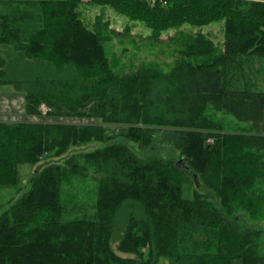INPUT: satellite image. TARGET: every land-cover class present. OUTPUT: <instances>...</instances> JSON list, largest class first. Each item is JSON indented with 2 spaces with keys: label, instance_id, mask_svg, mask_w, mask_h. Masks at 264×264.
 <instances>
[{
  "label": "trees",
  "instance_id": "obj_1",
  "mask_svg": "<svg viewBox=\"0 0 264 264\" xmlns=\"http://www.w3.org/2000/svg\"><path fill=\"white\" fill-rule=\"evenodd\" d=\"M137 22L172 68L112 61ZM0 85L51 119L0 120V264H264V0H0Z\"/></svg>",
  "mask_w": 264,
  "mask_h": 264
},
{
  "label": "rangeland",
  "instance_id": "obj_2",
  "mask_svg": "<svg viewBox=\"0 0 264 264\" xmlns=\"http://www.w3.org/2000/svg\"><path fill=\"white\" fill-rule=\"evenodd\" d=\"M99 11L97 10L96 13ZM89 17L94 15V12H89ZM113 24V27L118 29L120 32H124L127 18L124 15H120L114 10L108 8L105 13ZM131 22V21H128ZM188 28V27H185ZM195 28L194 30H197ZM204 32L210 34L215 42H220L223 40L222 26L213 23L212 25L206 26L203 28ZM132 36L118 37L116 36L113 41L110 42L109 46V55L112 61L118 62V67L122 68V71L130 72L135 70L140 66L141 63H155L160 67H163L165 70L172 68L176 61V50L178 49L179 43L177 42L178 34L176 30L171 29L168 32H163L160 39H150V30L147 29L142 23H135L131 30ZM125 34V32L123 33ZM176 38V39H175ZM20 111H18L19 113ZM16 120L21 116V114L16 115ZM22 117V116H21ZM214 119L231 129H240V126H244L247 123L238 121L231 116L226 114H217ZM20 119V118H19ZM23 120L30 121H51L49 117H38V116H23ZM58 120L67 121V122H76V123H91L94 122V119L90 118H59ZM99 143H89L83 146V149H92L98 147ZM133 148L138 149L136 144H132ZM180 153V152H179ZM177 153V158L179 161H187L186 157H180V154ZM62 159V157H60ZM186 160V161H185ZM22 172V182L26 183L28 178L31 175L32 169L27 167V165L20 166ZM27 186L23 188L25 190ZM67 191V189H66ZM79 194L81 195L82 200L90 201L94 196H96V184L92 181H86L81 184L79 189ZM19 193L16 195V197ZM184 195L192 196V191L189 189L188 185L184 186Z\"/></svg>",
  "mask_w": 264,
  "mask_h": 264
},
{
  "label": "crops",
  "instance_id": "obj_3",
  "mask_svg": "<svg viewBox=\"0 0 264 264\" xmlns=\"http://www.w3.org/2000/svg\"><path fill=\"white\" fill-rule=\"evenodd\" d=\"M18 111H20L18 113ZM21 114L18 120L16 115ZM23 116H28L24 112V98L20 93H16L9 86L0 85V120L1 121H21Z\"/></svg>",
  "mask_w": 264,
  "mask_h": 264
},
{
  "label": "built area",
  "instance_id": "obj_4",
  "mask_svg": "<svg viewBox=\"0 0 264 264\" xmlns=\"http://www.w3.org/2000/svg\"><path fill=\"white\" fill-rule=\"evenodd\" d=\"M208 142H209V143H213V142H214V138L210 137V138L208 139Z\"/></svg>",
  "mask_w": 264,
  "mask_h": 264
}]
</instances>
